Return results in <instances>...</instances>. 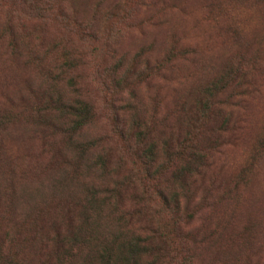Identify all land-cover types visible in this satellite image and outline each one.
Masks as SVG:
<instances>
[{
    "label": "rangeland",
    "instance_id": "1",
    "mask_svg": "<svg viewBox=\"0 0 264 264\" xmlns=\"http://www.w3.org/2000/svg\"><path fill=\"white\" fill-rule=\"evenodd\" d=\"M26 1L23 7L16 0H0V141L5 148L0 156V198L9 200L0 202V225H4L9 237L3 243L9 248L11 264H40L43 257L39 237L31 239L39 224V219L32 215L37 203L43 206V200L27 194L40 189L47 198L52 194L48 187L51 178L68 174L72 179L75 171L73 160L78 151L75 148L64 151L66 145L61 143L57 127L54 129L53 122H48L50 118L59 124L63 120L54 113L47 117L49 99L63 102L79 99L91 105L94 117L78 134V140L94 143L84 156L97 165L101 161L104 168L93 173L85 170L88 164L83 162L78 184L93 183L99 192L125 182L132 175L134 162L148 147L138 144L139 131L134 126H140V131L147 135L153 167L164 165L167 157L163 142L170 140L171 135L160 127L173 122L172 115L179 104L187 107L194 100L193 91L197 88L194 85L202 69L209 64L217 65V59L226 55L224 45L230 35L226 28L238 22L243 36L253 35L264 52V0H154L150 22L139 24L143 16L138 12L128 24L122 25V36L107 44L105 40L112 38L115 31V19L111 17L114 10L110 8L113 0ZM46 7L51 10L48 19L27 15V10ZM58 10L67 14L65 21L56 18ZM86 24L95 28L94 41L89 45L80 39L78 26L86 28ZM69 26L73 29L76 26L77 32L70 31ZM189 46L201 52L199 65H191L189 60L177 61L176 57L173 61L178 66L176 78L184 82L189 77L191 86L178 92L170 87L158 89L156 81L147 80L151 71L139 75L144 62L149 61L152 67L172 47L178 51ZM121 55L124 60L119 64ZM135 60L139 70L128 75ZM263 127L264 90L259 101L249 107L247 135L237 147L224 150L225 159L240 163ZM258 164L239 183L235 179L239 168L224 171L226 175L223 173L220 178L223 181L219 189L211 195L212 199H223L222 207H237L241 222L264 224V154ZM169 177L168 173L158 176L155 203L161 201L158 190L165 196L174 190ZM245 181L247 184L243 185ZM127 186L122 184L121 188ZM133 187L140 189L138 185ZM131 188L121 189L123 196L119 201L125 206L135 195L136 189ZM186 189L187 193L182 194L193 196L191 186ZM54 190L57 197L86 196L84 186L74 191L75 196L67 188L61 187L66 193H61L59 187ZM224 190L225 198L218 195ZM254 199L261 205L251 209L249 202ZM194 254L201 258V247Z\"/></svg>",
    "mask_w": 264,
    "mask_h": 264
},
{
    "label": "trees",
    "instance_id": "2",
    "mask_svg": "<svg viewBox=\"0 0 264 264\" xmlns=\"http://www.w3.org/2000/svg\"><path fill=\"white\" fill-rule=\"evenodd\" d=\"M118 1L113 0L110 5L114 10L111 17L115 19V31L112 38L105 40L106 44L122 36V25L128 24L138 12L143 16L139 24L146 20L150 22V13L155 5L154 0H122L116 6ZM26 2L16 0L17 5L23 7ZM50 11L47 7L27 10V15L48 19ZM66 16L64 10L57 11L56 18L65 21ZM233 24L225 29L230 34L224 45L226 55L217 59V65L209 64L202 69L194 85L197 86L193 91L194 100L187 107L179 104L172 115L173 122L160 127L170 131L171 135L170 140L163 142L167 157L164 165L153 167L152 147L146 142L147 135L140 131V126H134L139 131L136 135L138 144L148 147L134 162L132 175L118 187L114 185L96 192L93 183L88 184L91 186L78 184L83 162L88 164L85 170H93V173L104 168L101 161L97 165L84 156L94 143L78 140V134L94 117L91 105L79 99L47 101L50 108L47 117L54 113L63 120L61 124L54 118L48 122H53L54 129L57 127L61 143L66 145L64 151L67 148L78 151L73 160L75 171L72 177L77 185L74 186L68 174H63L49 180L52 194L47 198L40 189L27 194V197H41L43 200V206L37 203L32 215L39 219L31 239H40L39 251L43 256L40 264H264V224L252 220L241 222L237 207H222V198L211 197L219 189L224 171L239 168L240 173L235 176L239 183L245 174L258 168L264 154L263 127L262 133L254 136L246 157L240 163L229 162L223 155L227 147L235 148L244 140L249 107L259 101L264 90L261 42L256 41L253 35L251 38L243 36L238 22ZM78 26L81 27L80 39L87 45L91 44L94 41L93 24H86V28ZM69 29L77 32L76 26L74 29L69 26ZM200 55L201 52L191 46L178 51L172 47L152 67L149 61L144 62L139 75L151 71L147 78L149 82L156 81L158 89L170 87L173 92H178L193 83L188 82L189 77L184 82L182 78H176L178 66L173 59L176 57L177 61L189 60V64L199 65ZM119 60L122 64L124 55ZM138 65L135 60L128 75L139 70ZM135 134L132 133L133 136ZM4 152L0 141V156ZM162 173L170 174L169 180L175 187L172 193L168 191V196L158 190L161 201L155 203L156 180ZM122 184H128L127 188H121ZM246 184L245 181L243 185ZM82 186L86 190L85 197H57L54 190L59 187L61 193H66L61 187L67 188L75 196L74 191L81 190ZM189 186L194 191L193 196H184L182 193H187L186 187ZM130 188L136 192L132 194L131 203L125 206L119 201L123 196H120L121 189L128 191ZM218 195L225 198L226 191ZM182 198L185 201H181ZM2 200L9 201L0 198V202ZM249 205L252 209L260 206L261 202L254 199ZM199 213L200 220L197 219ZM3 226L0 225V264H11L9 248L6 249L3 243L9 237ZM200 247L201 258L194 254Z\"/></svg>",
    "mask_w": 264,
    "mask_h": 264
}]
</instances>
